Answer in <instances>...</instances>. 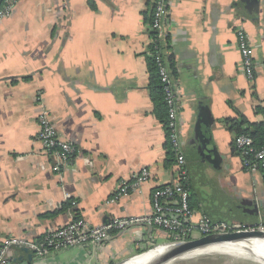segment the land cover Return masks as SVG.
Wrapping results in <instances>:
<instances>
[{
  "label": "crops",
  "instance_id": "obj_1",
  "mask_svg": "<svg viewBox=\"0 0 264 264\" xmlns=\"http://www.w3.org/2000/svg\"><path fill=\"white\" fill-rule=\"evenodd\" d=\"M154 4L20 0L0 22V243L41 238L77 213L94 226L149 213L153 191L178 181L167 126L154 114L149 90ZM239 30L253 50L252 80L242 65ZM164 36L194 220L264 222V175L244 170L233 152L236 135L224 122L264 121L257 112L264 107V0L258 7L248 0H168ZM42 108L78 150L59 173L36 138ZM198 126L214 152L203 153ZM143 169L148 180L116 199L121 180ZM69 201L74 205L65 207ZM167 238L137 226L113 232L100 247L43 257L13 246L9 264H116Z\"/></svg>",
  "mask_w": 264,
  "mask_h": 264
},
{
  "label": "built area",
  "instance_id": "obj_2",
  "mask_svg": "<svg viewBox=\"0 0 264 264\" xmlns=\"http://www.w3.org/2000/svg\"><path fill=\"white\" fill-rule=\"evenodd\" d=\"M20 0H2L0 6V22L13 12ZM168 0H155L150 30L156 32L151 35V42H165L164 25L167 16ZM238 45L242 56V65L249 79H254L255 63L253 50L248 35L238 31ZM160 75L165 86V99L168 107V136L171 150L175 155V165L178 180L157 188L152 195V211L146 214L117 216L101 225H91L84 219L72 218L67 224L46 232L41 238L28 239L21 236L4 238L0 243V264H9V250L13 246H24L32 250L37 257L46 256L73 246H102L113 232H124L137 226H147L159 229L168 235L165 241H179L199 238L217 232H241L250 230L264 231V222L247 226L239 222L214 221L206 215L194 220V210L190 205V177L187 169L186 156L183 150L182 135L177 89L170 77L167 67L160 63ZM39 131L36 135L45 150L57 160L53 165L55 172H61L62 167L73 162L77 155V148L72 141L64 140L54 126L48 111L42 108L38 114ZM235 144L239 149L244 170L261 172L264 168V146L255 148L253 139L245 134L235 137ZM254 159L249 160L248 156ZM149 171L143 169L131 180H121L116 199L127 195L148 180ZM111 201H114L112 199ZM173 236V239L170 237ZM157 244V243H155ZM153 244V245H155ZM151 245V246H153ZM150 246V247H151Z\"/></svg>",
  "mask_w": 264,
  "mask_h": 264
},
{
  "label": "trees",
  "instance_id": "obj_3",
  "mask_svg": "<svg viewBox=\"0 0 264 264\" xmlns=\"http://www.w3.org/2000/svg\"><path fill=\"white\" fill-rule=\"evenodd\" d=\"M2 0H0L1 6ZM150 35H155L156 32L150 30ZM169 49V45H164V42L155 41L151 45L150 55L148 56V69L150 74V81H149V90L151 93V97L154 103V114L156 117L167 126L168 121V107L166 104L165 99V86L162 82L161 75H160V63H163L168 71L170 66L173 68V61L170 54L166 52ZM171 71V70H170ZM169 71L170 77L173 78L172 72ZM258 113L264 114V107H257ZM227 126H229L235 133L236 136L245 134L250 136L254 141L255 148H261L264 146V121L261 123H251L246 118L240 116L238 119H226L224 121ZM168 134V128H167ZM168 144H169V159H173L175 161V155L171 150V146L169 143V136H168ZM233 152L239 154V149L237 148L235 142H233ZM248 159H254L253 156H248ZM169 160V161H170ZM264 172V168L262 169ZM179 181V180H178ZM191 196V195H190ZM72 204L71 201L67 202L65 207H70ZM191 205V202H190ZM192 207V206H191ZM66 209V208H65ZM76 219H81L80 215L77 213L75 215ZM174 237L171 236L170 239Z\"/></svg>",
  "mask_w": 264,
  "mask_h": 264
},
{
  "label": "water",
  "instance_id": "obj_4",
  "mask_svg": "<svg viewBox=\"0 0 264 264\" xmlns=\"http://www.w3.org/2000/svg\"><path fill=\"white\" fill-rule=\"evenodd\" d=\"M248 1L252 2L257 7L260 4V0H248ZM200 121L202 122L201 124H204L203 116L201 117ZM198 130H199V136L201 139L202 146L206 150V152L203 151V153L214 152V149L209 148V145L207 144L208 142L206 141V136L204 135L201 126H198ZM253 239H264V231L250 230V231H241V232H217L189 240L163 241L149 247L143 252H140L127 260L118 262L116 264H125L161 246H173V248H171L168 252H166L162 256H159L150 264H164L172 259L183 258L185 255L189 253L199 250L201 251L206 250L211 248L212 246L225 244V243H237V242L248 241Z\"/></svg>",
  "mask_w": 264,
  "mask_h": 264
},
{
  "label": "bare ground",
  "instance_id": "obj_5",
  "mask_svg": "<svg viewBox=\"0 0 264 264\" xmlns=\"http://www.w3.org/2000/svg\"><path fill=\"white\" fill-rule=\"evenodd\" d=\"M173 246H161L156 249L151 250L147 254L139 256L135 260H131L129 264H150L159 256H162L166 252H168ZM214 251H223L229 253V255H236V257L240 256L242 253L246 254L247 256H252L253 259L261 264H264V239H253L248 241H242L237 243H225L216 246H212L206 250H199L192 253L185 255L183 258H190L196 255L204 254V253H211ZM217 253V252H215ZM213 254V253H212ZM178 258L172 259L164 264H169L174 262ZM258 263V264H259ZM127 264V263H125Z\"/></svg>",
  "mask_w": 264,
  "mask_h": 264
},
{
  "label": "rangeland",
  "instance_id": "obj_6",
  "mask_svg": "<svg viewBox=\"0 0 264 264\" xmlns=\"http://www.w3.org/2000/svg\"><path fill=\"white\" fill-rule=\"evenodd\" d=\"M217 252V253H215ZM213 253V254H212ZM252 256L242 253L239 257L229 253L214 251L204 253L190 258H179L169 264H258ZM261 264V263H259Z\"/></svg>",
  "mask_w": 264,
  "mask_h": 264
}]
</instances>
